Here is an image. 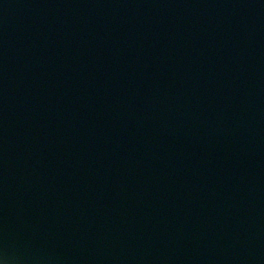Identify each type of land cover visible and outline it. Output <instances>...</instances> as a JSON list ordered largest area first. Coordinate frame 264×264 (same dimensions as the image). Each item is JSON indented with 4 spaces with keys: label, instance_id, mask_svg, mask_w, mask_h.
Returning <instances> with one entry per match:
<instances>
[{
    "label": "water",
    "instance_id": "obj_1",
    "mask_svg": "<svg viewBox=\"0 0 264 264\" xmlns=\"http://www.w3.org/2000/svg\"><path fill=\"white\" fill-rule=\"evenodd\" d=\"M0 264H264V0H0Z\"/></svg>",
    "mask_w": 264,
    "mask_h": 264
}]
</instances>
